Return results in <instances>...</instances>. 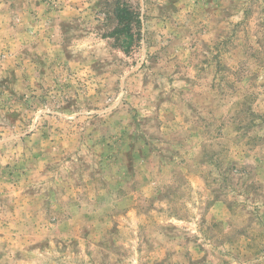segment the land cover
Returning a JSON list of instances; mask_svg holds the SVG:
<instances>
[{
  "label": "rangeland",
  "instance_id": "1",
  "mask_svg": "<svg viewBox=\"0 0 264 264\" xmlns=\"http://www.w3.org/2000/svg\"><path fill=\"white\" fill-rule=\"evenodd\" d=\"M0 264H264V0H0Z\"/></svg>",
  "mask_w": 264,
  "mask_h": 264
}]
</instances>
